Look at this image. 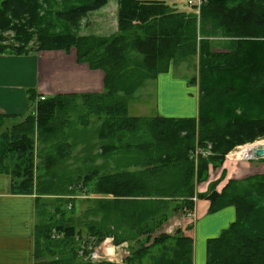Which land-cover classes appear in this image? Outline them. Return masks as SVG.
I'll list each match as a JSON object with an SVG mask.
<instances>
[{
  "label": "trees",
  "instance_id": "1",
  "mask_svg": "<svg viewBox=\"0 0 264 264\" xmlns=\"http://www.w3.org/2000/svg\"><path fill=\"white\" fill-rule=\"evenodd\" d=\"M109 1L117 4L116 30L103 37L56 34L42 14L55 6L56 17L76 30ZM175 1L191 0H0V34L12 31L18 45L10 51L0 44V53L28 54L35 32L36 53L75 49L78 64L104 75L102 94L38 100L36 114L11 128L4 121L16 116L0 114V174L10 178V194L36 196L34 264H82L72 243L79 233L86 251L105 238L115 247L135 244L124 264H144L150 255L149 264H192L193 241L185 234L191 227L156 234L171 217L191 213L194 198L208 201L210 213L235 210L228 228L207 241L205 264H264V175L229 180L220 193L218 182L196 193L210 167L264 137V0H202L190 8L198 15ZM195 61L188 84L198 88L196 119L128 115L147 80ZM70 113L80 121L94 116L99 126L78 131ZM35 142L45 177L34 173ZM208 147L207 157L194 159ZM43 196L61 197L46 207ZM82 196L93 202L76 215ZM52 232L61 240L52 241ZM46 252L57 256L46 260Z\"/></svg>",
  "mask_w": 264,
  "mask_h": 264
},
{
  "label": "crops",
  "instance_id": "2",
  "mask_svg": "<svg viewBox=\"0 0 264 264\" xmlns=\"http://www.w3.org/2000/svg\"><path fill=\"white\" fill-rule=\"evenodd\" d=\"M115 30L116 28L109 34ZM196 63L195 61L190 66L194 65L197 69ZM184 65L186 64H183V67ZM179 68L182 69L181 65ZM173 69L170 67L168 72L158 75L152 81L155 93L153 113L151 115L138 113L141 112L142 106L136 103L139 100L135 102L133 100L128 105L131 117L197 118L198 89L195 85L188 84L191 77L176 78L172 73ZM103 82V73L90 70L86 64H78L73 50L69 53L44 51L23 55L0 53V114L22 118L32 110L31 97H34V103H37L40 98L59 95L102 94ZM134 110L136 113H131ZM235 156L239 159L235 153L230 154L227 158L232 162L225 161L222 169L210 170L208 181L196 185V193L207 192L208 183L215 180H219L215 191L220 193L229 180L264 175V158L240 163L239 160L233 159ZM223 170V177L220 178ZM35 207V195L10 194V178L0 174V264H34ZM181 218H178V215L171 217L156 235L160 233L173 235L177 229L191 227V231L185 234L193 241L192 264H205L207 241L218 237L228 228L235 220V210L228 207L210 213L209 202L196 199L193 211ZM106 263L118 264L110 259Z\"/></svg>",
  "mask_w": 264,
  "mask_h": 264
},
{
  "label": "rangeland",
  "instance_id": "3",
  "mask_svg": "<svg viewBox=\"0 0 264 264\" xmlns=\"http://www.w3.org/2000/svg\"><path fill=\"white\" fill-rule=\"evenodd\" d=\"M194 1V0H192ZM172 3V2H171ZM179 3V4H178ZM173 6L181 8L183 5L185 6L184 8H182L181 10L183 12L186 13H193L198 15L199 11H195V10H190V8H194L193 5H189L187 2L185 4H182L181 2L175 1L173 2ZM58 8H55V6L53 8H50V13H48V11L46 10L45 13L43 12L42 14H44L45 18H47V20H50V22H52V26L50 27V29H52L51 31L54 33H64L67 32V30L69 29L71 32H73V34L77 35V36H106V35H110L109 33L111 31H113L114 28H116L115 24H116V13H117V4L115 1H109L104 7H102L100 10H97L96 12H92L87 14L85 17H83L80 21H79V25L76 28V30L74 28H71L68 24H66L65 22L60 21L57 17H56V11ZM47 13V15H46ZM34 38H32V40L30 41V43L28 44V46L26 47V50L30 52H35V49L37 47V42H36V33L33 32ZM0 44L3 47H6L8 50L12 51L13 49H16L18 47L17 43L15 42L14 39V33L12 31H8L6 33H1L0 34ZM74 51L75 49H71L70 51ZM42 52V51H41ZM44 52V51H43ZM36 53V52H35ZM181 65V68H179V66ZM177 68H174L172 71L173 75L178 78V79H183V78H187L189 79L190 77L196 75V67L193 66H187L184 65L185 67H183V64H180ZM183 68H187L186 70ZM153 80H147L143 86L138 89L140 90L139 92H137L136 95H134L135 99H132L130 103L139 100L136 103H139L142 107H141V112L138 113H143L144 115H151L153 113V106H154V102H155V93H154V82H152ZM198 89V88H197ZM82 103L83 100L78 98L74 105H76V113H79L82 111ZM128 104V105H129ZM32 110L28 111L26 113L25 116H23L22 118H11L10 120H6L4 121V128L9 127L11 128V126L22 122L29 114H36L37 111V107H36V103L32 105ZM136 110H134V112L131 111V113H136ZM78 115L80 114H73L70 113V119L72 121V128L77 129L78 131H91L94 128L99 126V123L97 122L96 117L92 116L87 120H82L80 121L78 119ZM129 115V112H128ZM142 118H151V117H142ZM63 120V118L61 119ZM66 120H69L68 117L66 118ZM3 129V128H2ZM264 140V137L261 139H258L256 141H261ZM255 142V141H254ZM253 143V142H252ZM250 144V143H247ZM246 145V144H244ZM242 145V146H244ZM264 146V144H263ZM42 146H40V144H38L37 142H35L34 144V162H33V166H34V173L38 172L40 173V175L44 176L45 173L44 171H42V161L40 159L37 158V154L39 152V150L41 149ZM240 147V146H238ZM237 148V147H236ZM78 149H80L79 147L76 148V152L78 151ZM97 149V148H96ZM232 152V151H231ZM233 154V153H232ZM228 156V155H226ZM260 160V159H259ZM228 161V162H232L230 161V159H228L227 157H225L224 162ZM234 161V160H233ZM223 164L217 168V169H222ZM239 162V161H237ZM241 162H245V161H240ZM75 164H77V162H74ZM102 160H97V164H101ZM71 164L72 162H67V165ZM82 164V162L80 163V165ZM79 165V164H78ZM77 165V166H78ZM12 170V167H9V171ZM37 170V171H36ZM212 170L211 167L209 168V171ZM214 171V170H213ZM222 176L224 174V170L222 171ZM47 176V175H46ZM208 176H209V172H208ZM45 177V176H44ZM43 178V177H42ZM43 181V179H41ZM208 181V177L207 180L205 182ZM203 182V183H205ZM215 182H219V180H215L212 181L210 183H208V189L210 186H213V184ZM34 183L39 184L38 181H34ZM201 184V183H200ZM206 193V192H205ZM35 195V193H34ZM61 196H43L41 197V203L42 204H46V207L52 204H55V199L60 198ZM87 198L86 196H82V197H78L76 198V208H75V212L76 215L82 214V212H84L87 208H89V205L91 204L90 202L93 200V198L89 197V199H85ZM93 202V201H92ZM50 210L49 212H52L53 209H48ZM66 212L67 214L69 213L68 208H66ZM181 217H186V215H178V218L182 219ZM164 230V229H163ZM83 235L86 236V233L84 231ZM61 236H57L54 232H52L51 234V240L52 241H59L61 240ZM72 243H74V249H76L77 252V256H78V261L83 263H87V262H91L92 264H98V263H105L108 262V260H112L118 264H124L122 261L125 257L129 256V252L133 249H136L137 246L134 244V246H131V250H130V246L128 247L127 244H122L117 248L116 251L114 253H112L111 255H109L106 252L105 249V245H109L111 247H113L112 245V238H105L101 243H98L96 245H94L95 241H93V246L91 245V248H89L87 251L83 250L82 247L84 245L83 243V238L80 236V233L77 236V239L73 240ZM78 250V251H77ZM59 251H55L54 254H57ZM68 251H66L67 253ZM132 252V251H131ZM153 254H156V252L154 251ZM57 255H52L49 252L44 253L43 258L46 260L52 259L54 257H56ZM151 257V255H150ZM150 257L146 256L143 259L144 264H149L150 262Z\"/></svg>",
  "mask_w": 264,
  "mask_h": 264
},
{
  "label": "built area",
  "instance_id": "4",
  "mask_svg": "<svg viewBox=\"0 0 264 264\" xmlns=\"http://www.w3.org/2000/svg\"><path fill=\"white\" fill-rule=\"evenodd\" d=\"M188 4H189V5H193V6L196 7V9L198 10V9L200 8V6L202 5V0H194V1L191 0V1H188ZM39 100L42 101V100H44V98H40ZM261 141H262V140H261ZM261 141H255V142H253V143L246 144V145H244V146H240V147L234 148V149L232 150V152H230V153L228 154V156H229L230 154H232V153H235V152L237 151V149H240V148H246V147H247V148L251 149V150L249 151V156H248V157L243 158V157L241 156V158L238 159V158H236V156H235L233 159H235V160H239V161L250 162V161H257V160H259V159H261V158H264V156L261 157V158H257V157H255V155H254V153L256 152V150L262 149V150L264 151V146L259 144V142H261ZM198 155L203 156V157H207V156L209 155V147H208L206 150H196V151H195V154H194V156H195L194 159L197 158ZM228 156H226V157H228ZM193 201L195 202L196 199L194 198Z\"/></svg>",
  "mask_w": 264,
  "mask_h": 264
},
{
  "label": "bare ground",
  "instance_id": "5",
  "mask_svg": "<svg viewBox=\"0 0 264 264\" xmlns=\"http://www.w3.org/2000/svg\"><path fill=\"white\" fill-rule=\"evenodd\" d=\"M259 144L260 145H263L264 144V140H262L261 142H259ZM251 149H249V148H240V149H237V151L235 152V154L239 157V158H241V156L243 157V158H245V157H248L249 156V151H250Z\"/></svg>",
  "mask_w": 264,
  "mask_h": 264
},
{
  "label": "water",
  "instance_id": "6",
  "mask_svg": "<svg viewBox=\"0 0 264 264\" xmlns=\"http://www.w3.org/2000/svg\"><path fill=\"white\" fill-rule=\"evenodd\" d=\"M255 157L257 158H261L264 156V151L262 149L256 150V152L254 153Z\"/></svg>",
  "mask_w": 264,
  "mask_h": 264
},
{
  "label": "clouds",
  "instance_id": "7",
  "mask_svg": "<svg viewBox=\"0 0 264 264\" xmlns=\"http://www.w3.org/2000/svg\"><path fill=\"white\" fill-rule=\"evenodd\" d=\"M114 251H115V248H114V247H110V248H107V249H106V252H107L109 255H111L112 253H114Z\"/></svg>",
  "mask_w": 264,
  "mask_h": 264
}]
</instances>
